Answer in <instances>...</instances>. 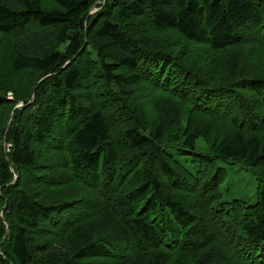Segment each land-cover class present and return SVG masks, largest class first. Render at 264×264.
<instances>
[{
	"label": "trees",
	"instance_id": "trees-1",
	"mask_svg": "<svg viewBox=\"0 0 264 264\" xmlns=\"http://www.w3.org/2000/svg\"><path fill=\"white\" fill-rule=\"evenodd\" d=\"M0 264H264V0H0Z\"/></svg>",
	"mask_w": 264,
	"mask_h": 264
},
{
	"label": "rangeland",
	"instance_id": "rangeland-1",
	"mask_svg": "<svg viewBox=\"0 0 264 264\" xmlns=\"http://www.w3.org/2000/svg\"><path fill=\"white\" fill-rule=\"evenodd\" d=\"M145 93V92H144ZM143 93H138L137 96H142ZM148 101V100H147ZM141 103L146 101L140 100ZM150 107L154 106V103H149ZM227 170L226 181L224 184V198L228 201L232 199H245L252 201V195L256 189V182L252 179L239 165L224 164Z\"/></svg>",
	"mask_w": 264,
	"mask_h": 264
},
{
	"label": "water",
	"instance_id": "water-1",
	"mask_svg": "<svg viewBox=\"0 0 264 264\" xmlns=\"http://www.w3.org/2000/svg\"><path fill=\"white\" fill-rule=\"evenodd\" d=\"M95 11H96V9L93 10V12H95ZM22 106H23V105L20 103L19 105H17V106L14 108V110L20 109ZM12 117H13V114H11V119H10L9 124H8V126H7V130L9 129V125H10V122L12 121Z\"/></svg>",
	"mask_w": 264,
	"mask_h": 264
}]
</instances>
